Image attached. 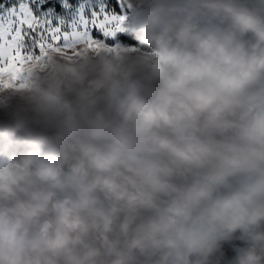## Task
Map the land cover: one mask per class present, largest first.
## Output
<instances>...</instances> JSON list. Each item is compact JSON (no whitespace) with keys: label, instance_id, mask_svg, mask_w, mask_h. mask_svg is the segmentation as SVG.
Segmentation results:
<instances>
[{"label":"clouds","instance_id":"clouds-1","mask_svg":"<svg viewBox=\"0 0 264 264\" xmlns=\"http://www.w3.org/2000/svg\"><path fill=\"white\" fill-rule=\"evenodd\" d=\"M124 2L0 77V264H264V0Z\"/></svg>","mask_w":264,"mask_h":264},{"label":"snow or ice","instance_id":"snow-or-ice-1","mask_svg":"<svg viewBox=\"0 0 264 264\" xmlns=\"http://www.w3.org/2000/svg\"><path fill=\"white\" fill-rule=\"evenodd\" d=\"M100 12L104 13L103 5ZM117 19L111 13H104L102 17L93 13L91 19L81 17L79 24L83 27L78 28L73 23L70 32L63 31L44 16L34 15L28 0H18V4L0 14V77L8 75L15 78L37 48L43 52L45 46L51 48L61 43L67 46L77 42L78 38L89 36L90 25H97L105 35L114 34L110 25H114Z\"/></svg>","mask_w":264,"mask_h":264},{"label":"rangeland","instance_id":"rangeland-1","mask_svg":"<svg viewBox=\"0 0 264 264\" xmlns=\"http://www.w3.org/2000/svg\"><path fill=\"white\" fill-rule=\"evenodd\" d=\"M7 1L8 4L0 6V14H5L7 9L18 4V0ZM118 1L121 4V10L119 11L113 7L111 0H77L74 4L70 3V0H28V3L34 15L44 16L47 20H50L53 26H59L63 31H71L73 23H76L78 28L83 27L79 24L82 16L91 19L93 13L102 17L104 13L114 12L119 14L128 11L127 5L123 2L124 0ZM101 5L104 7V13L100 12ZM61 20L64 21L63 24L60 23ZM89 27L90 35L94 38L106 39L108 43H115L116 40H120L118 38L120 33L112 37H106L97 25H90ZM28 42L30 43V41ZM38 50L37 48L36 51Z\"/></svg>","mask_w":264,"mask_h":264},{"label":"trees","instance_id":"trees-1","mask_svg":"<svg viewBox=\"0 0 264 264\" xmlns=\"http://www.w3.org/2000/svg\"><path fill=\"white\" fill-rule=\"evenodd\" d=\"M76 1L77 0H70V3L74 4ZM8 3L9 2L7 0H0V6ZM111 3L117 11L121 10V4L118 0H111ZM130 3L133 6H136L140 3V0H130ZM118 38L124 42L136 43L134 36L128 35L126 33H120ZM236 235L238 237L239 233ZM242 246H244V242L238 238H234L231 241L223 243L221 249L210 258L212 264H216L217 261H219V264H228V262L235 256L236 248Z\"/></svg>","mask_w":264,"mask_h":264}]
</instances>
